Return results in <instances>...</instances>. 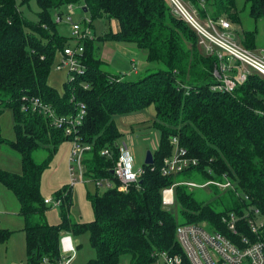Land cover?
<instances>
[{"label": "trees", "instance_id": "trees-1", "mask_svg": "<svg viewBox=\"0 0 264 264\" xmlns=\"http://www.w3.org/2000/svg\"><path fill=\"white\" fill-rule=\"evenodd\" d=\"M182 1L202 22L225 18L235 31L240 24L236 0ZM244 2L250 18H264V0ZM68 3H81L93 19L117 21L118 28L82 41L79 59L84 70L74 73L59 91L48 78L72 38L61 34L53 12ZM255 36V30H243L240 43L253 50ZM106 41L143 51L151 72L137 76L136 61H129L124 72L104 68L97 44ZM230 61L234 62L228 55L220 58L217 49L200 48L195 31L174 12L170 0H0V117L11 112L14 132L7 140L0 126V150L5 145L15 151L21 166L19 173L0 168V184L15 197L24 220L26 263L60 264L62 234L76 237L86 232L95 251L87 264H120L127 255L132 264H152L159 252L178 255L180 264H190L176 239L179 224L206 222L210 229L224 232L221 215L242 212L247 205L264 217V78L250 72L232 91L216 88L223 74L235 72ZM34 99L60 116L74 117L84 110L74 133L53 127L49 117L33 109ZM149 106L154 108L152 125L159 140L153 164L142 165V182L125 191L113 187L87 192L93 211L89 222L70 216L71 193L59 191L54 197H61V220L49 223L50 205L44 203L41 177L59 146L73 139L89 146L83 156L85 177L114 179L112 168L119 154L115 142L123 135L115 117ZM171 136L198 160L181 173L195 171L199 184L231 182L233 187L225 190L206 185L217 197L218 208L183 184L187 179L179 180L181 173L161 175L162 160L173 151ZM104 148L109 155L101 154ZM41 151L42 158H35ZM172 184H177L174 207L166 209L161 190ZM12 232L0 226V242Z\"/></svg>", "mask_w": 264, "mask_h": 264}, {"label": "built area", "instance_id": "built-area-1", "mask_svg": "<svg viewBox=\"0 0 264 264\" xmlns=\"http://www.w3.org/2000/svg\"><path fill=\"white\" fill-rule=\"evenodd\" d=\"M170 2L174 12L184 18L195 31L199 44L206 51L211 52L213 50L212 46H214L218 50L220 58L222 55H228L241 65L236 63L234 73L223 74L221 82L216 88L232 91L237 85L246 80L247 73L250 72H255L264 78V58L246 50L240 43L236 42L232 33H230L231 27L228 20L223 18L217 21L207 19L202 22L186 8L182 0H170ZM73 4L75 3L64 5L65 11L55 9L53 12L55 23L69 26L72 41L76 43L75 46L67 45L64 47L60 54V60L56 65L57 70L65 69L68 71L67 80H72L74 73L83 72L84 66L79 59L83 51L82 41L92 37L89 25L73 20ZM227 69L228 67L222 63L221 70L226 71ZM31 102L34 110L49 117L53 127L64 128L65 134L68 135L74 133L84 114V110H80L74 117L60 116L51 107L38 99ZM170 144L173 151L163 158L160 166L161 175H175L197 165L198 160L188 154V151L179 144L176 136L170 137ZM115 146L119 150L112 168L115 178L90 180L84 175L85 168L83 165V156L89 146H83L77 139H73L68 157L70 187L89 181L93 182L97 190L116 187L118 190L125 191L130 185L137 187L144 173L143 166H135L129 143L126 141L115 142ZM109 153L108 148L101 150L102 155L107 156ZM183 184L188 187H203L213 184L221 190L233 187L230 181L218 182L212 180L199 185L191 182ZM175 185L177 184H172L161 190V204L166 209L174 204ZM44 203L54 207L58 206L61 203V197L44 198ZM221 221L224 225V232L210 229L206 222L185 223L176 227L177 242L190 264H264V218L259 210L252 205H247L242 212L229 211L221 215ZM61 255L60 264H66L71 259V255L68 253ZM160 258L164 260L165 264L181 263V258L178 255L170 256L166 252H159Z\"/></svg>", "mask_w": 264, "mask_h": 264}, {"label": "rangeland", "instance_id": "rangeland-1", "mask_svg": "<svg viewBox=\"0 0 264 264\" xmlns=\"http://www.w3.org/2000/svg\"><path fill=\"white\" fill-rule=\"evenodd\" d=\"M187 9H190V5L183 2ZM237 9L240 16V24L237 25L236 31L233 23L230 22V33H232L233 38L236 42L240 43V32L243 30H255L256 31V47L251 50L242 45L246 50L259 55L264 58V18H259L254 20L248 15L247 6H245L244 0H236ZM83 5L81 3L73 4V20L81 22L84 25H89L92 35L100 36L108 31H116L118 28V23L115 20H110L107 18H91L88 12L83 11ZM64 7L61 11H65ZM194 14L196 11H191ZM26 15L33 18L34 15L29 11H25ZM31 14V15H30ZM196 15V14H195ZM199 19L200 17L196 15ZM225 19V18H223ZM227 20V19H225ZM59 30L61 34L68 38H72L71 29L65 24H60ZM91 38V37H89ZM73 39V38H72ZM75 42L71 40V46H75ZM117 44L115 42L106 41L104 43H98V51L100 58L105 62V67L107 70L113 73H119L122 69L129 67L127 64L128 55L123 56L118 50ZM200 48L205 49L199 44ZM213 49L216 47L212 46ZM212 50V49H211ZM210 50V51H211ZM134 56L135 65L138 70V75L146 74L151 72V65L147 63L144 59L143 51L138 52ZM124 57V58H122ZM60 60V56L56 59L48 82L51 86L55 87L59 91H62L63 83L67 80L68 71L65 69L57 70L56 65ZM237 65H240L236 61ZM241 66V65H240ZM128 70V69H127ZM136 75L127 76V78H135ZM155 112L152 106L144 108L143 110L129 114L115 117L120 131L122 132V137L118 142L126 141L129 143L130 152L134 157L135 166H142L144 163L145 155L147 151L152 153L158 148L159 132L152 125L155 119ZM0 126L3 138L7 140H12L14 138L12 114L9 111H4L0 117ZM71 150V142L65 141L60 146L56 152L50 166L44 170L41 177V193L44 198L54 199L55 194L59 191H70L72 196V202L70 207V216L82 222H89L93 219V211L90 202L87 198V192H96L93 182L89 181L88 184L83 182L75 184L70 187L69 180V153ZM44 152L34 153V157L41 159ZM75 167V165L73 164ZM0 168L11 171V172H21L20 159L15 151L10 149L8 146H2L0 150ZM181 179L184 180L182 183H195L199 185L201 182V177L197 176L195 171L184 172L179 175ZM189 177V178H188ZM192 179V180H189ZM80 182V181H78ZM205 182V181H204ZM194 193L200 198L204 197L208 204L217 206V197L211 192L210 186L203 187H189ZM100 189L99 192H102ZM236 194L241 196L237 191ZM243 195V194H242ZM14 196L9 192L3 185L0 184V219L4 222L2 217H6L10 221L8 223H3L8 226L6 229L12 230L11 236L8 238L7 243L0 242V264H27L26 263V244L25 236L22 232V228L19 227L18 221L15 219L18 211H14L17 207V202L12 201ZM15 199V198H14ZM175 200V199H174ZM46 219L51 224H57L61 220V209L58 206H47ZM163 207V206H162ZM174 207V204L169 208ZM164 208V207H163ZM263 217V216H262ZM264 218V217H263ZM4 227V226H3ZM22 230V231H21ZM60 246L63 253H68L71 255V259L66 264H87V261L95 257V251L89 243L88 233H83L79 236L74 237L69 233L62 234L60 238ZM120 264H132L130 257L122 256ZM152 264H165L162 258L156 260Z\"/></svg>", "mask_w": 264, "mask_h": 264}, {"label": "crops", "instance_id": "crops-1", "mask_svg": "<svg viewBox=\"0 0 264 264\" xmlns=\"http://www.w3.org/2000/svg\"><path fill=\"white\" fill-rule=\"evenodd\" d=\"M85 12V11H84ZM256 37V36H255ZM117 47H118V50L120 51V53L121 54H123V56H125V55H128L129 57L127 58V60H129V61H134V56H136V54H137V52H135V51H133L132 49H130V48H127L126 46H124V45H122V44H117L116 45ZM137 57V56H136ZM122 58H124V57H122ZM125 59V58H124ZM129 61H127V64H128V62ZM230 63H235V64H233L234 66H236V62L234 61V62H232V61H230ZM128 69V66H127V68H125V69H122L121 71L122 72H124V71H128L127 70ZM84 184L86 185V184H88L87 182H84ZM97 190V189H96ZM15 198V197H14ZM11 199L12 201H16L17 202V200L16 199ZM17 204H18V202H17ZM14 207L16 208L14 211H19V205H17V207L14 205ZM2 219H3V221L4 222H1V219H0V226L1 227H3V228H7L8 226H6L5 224H3V223H8V221H10L9 219H7L6 217H2ZM15 219L18 221V225H19V227L20 228H22L23 229V227H24V220H23V217L20 215V214H17V216L15 217ZM22 231V230H21ZM23 233H24V231H22ZM24 236H25V233H24ZM25 239V238H24ZM6 243H7V241H6ZM60 250H61V246H60ZM61 254H63V252H62V250H61Z\"/></svg>", "mask_w": 264, "mask_h": 264}, {"label": "water", "instance_id": "water-1", "mask_svg": "<svg viewBox=\"0 0 264 264\" xmlns=\"http://www.w3.org/2000/svg\"><path fill=\"white\" fill-rule=\"evenodd\" d=\"M84 11H86V8H83ZM144 164L151 165L153 164V153L151 151H147L144 159ZM142 180H139V183H141Z\"/></svg>", "mask_w": 264, "mask_h": 264}]
</instances>
